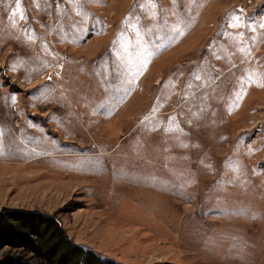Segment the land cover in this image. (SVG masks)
<instances>
[{"label":"rangeland","instance_id":"obj_1","mask_svg":"<svg viewBox=\"0 0 264 264\" xmlns=\"http://www.w3.org/2000/svg\"><path fill=\"white\" fill-rule=\"evenodd\" d=\"M3 210L119 264H264V0H0Z\"/></svg>","mask_w":264,"mask_h":264},{"label":"trees","instance_id":"obj_2","mask_svg":"<svg viewBox=\"0 0 264 264\" xmlns=\"http://www.w3.org/2000/svg\"><path fill=\"white\" fill-rule=\"evenodd\" d=\"M0 264H119L74 243L52 216L0 212Z\"/></svg>","mask_w":264,"mask_h":264}]
</instances>
